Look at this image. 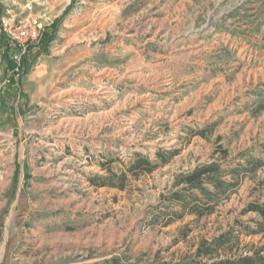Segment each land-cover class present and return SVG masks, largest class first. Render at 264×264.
Segmentation results:
<instances>
[{"label":"rangeland","instance_id":"obj_1","mask_svg":"<svg viewBox=\"0 0 264 264\" xmlns=\"http://www.w3.org/2000/svg\"><path fill=\"white\" fill-rule=\"evenodd\" d=\"M27 6L40 40L19 63L0 47V133L14 141L0 264L176 263L223 235L221 258L264 244L243 213L264 201V0H0V16ZM138 156L156 166L136 177ZM250 159L261 167L239 169ZM108 162L123 190L90 184ZM211 163L236 186L200 217L172 216L176 177Z\"/></svg>","mask_w":264,"mask_h":264},{"label":"trees","instance_id":"obj_2","mask_svg":"<svg viewBox=\"0 0 264 264\" xmlns=\"http://www.w3.org/2000/svg\"><path fill=\"white\" fill-rule=\"evenodd\" d=\"M226 154L225 151H222ZM157 158L164 164L167 160L161 154H157ZM247 165L251 168L244 166H239V169L243 171H253L261 167V161L256 159H250L247 161ZM108 166L105 167L107 176L96 177L89 179L92 186L96 187H110L118 188L120 190L124 189V182L127 179L126 173H120L119 175L113 173ZM156 165L146 159L145 157L138 156L136 160L127 167V172L138 176L137 172L141 169H145L147 172H151ZM234 172V171H233ZM238 175H234L232 182H227L223 179V173L219 165L215 163L200 165L193 170L183 173L176 177L174 183L175 188H180L174 193H172V198L178 207L182 209L181 213H173L172 216H177L176 218H181L185 211L195 213L198 217L202 213L194 211L197 205L210 206V201L212 199H217L223 193H226L230 188L236 186L235 178ZM98 180V181H96ZM211 190H210V189ZM194 190L199 191L200 196L193 193ZM210 209V207H209ZM254 213L258 216L255 222L258 230L262 232L264 230V201L262 203H250L244 210L246 213ZM257 231H252L250 234H256ZM229 237L223 235L216 238L212 243L203 242L196 249L193 257L188 259L180 260L176 263L174 262H161L159 260H154L146 264H264V244L259 246H251L246 253L232 255L231 257L221 258L220 253L224 246L227 244ZM111 264H122L120 259H113Z\"/></svg>","mask_w":264,"mask_h":264},{"label":"built area","instance_id":"obj_3","mask_svg":"<svg viewBox=\"0 0 264 264\" xmlns=\"http://www.w3.org/2000/svg\"><path fill=\"white\" fill-rule=\"evenodd\" d=\"M27 13L22 16L16 14H3L0 16V33L7 41V48L14 63H19L29 45L38 43L42 31L39 23L34 20L26 7Z\"/></svg>","mask_w":264,"mask_h":264},{"label":"crops","instance_id":"obj_4","mask_svg":"<svg viewBox=\"0 0 264 264\" xmlns=\"http://www.w3.org/2000/svg\"><path fill=\"white\" fill-rule=\"evenodd\" d=\"M4 43H5L4 36L0 33V47ZM6 46H7V43H6ZM1 83H2V81H0V84ZM13 145H14V141H12V139L10 137H8V136L7 137L6 136L3 137V136H1V133H0V159H1V157H2V155L4 153L6 154L8 151H11L12 152ZM7 180H8V175L5 176V177H3V174L0 173V189L3 187V185H6L7 184ZM1 253H0V258H2V256H3V254H1Z\"/></svg>","mask_w":264,"mask_h":264}]
</instances>
